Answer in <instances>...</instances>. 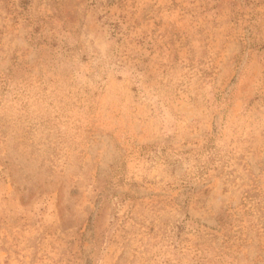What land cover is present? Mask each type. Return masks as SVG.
I'll use <instances>...</instances> for the list:
<instances>
[{
    "label": "rangeland",
    "instance_id": "1",
    "mask_svg": "<svg viewBox=\"0 0 264 264\" xmlns=\"http://www.w3.org/2000/svg\"><path fill=\"white\" fill-rule=\"evenodd\" d=\"M0 264H264V0H0Z\"/></svg>",
    "mask_w": 264,
    "mask_h": 264
}]
</instances>
